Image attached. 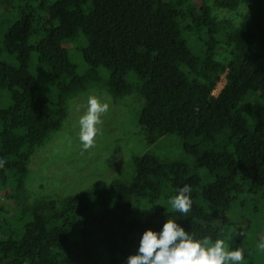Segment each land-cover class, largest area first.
I'll use <instances>...</instances> for the list:
<instances>
[{
	"label": "trees",
	"instance_id": "obj_1",
	"mask_svg": "<svg viewBox=\"0 0 264 264\" xmlns=\"http://www.w3.org/2000/svg\"><path fill=\"white\" fill-rule=\"evenodd\" d=\"M192 2L0 0V20L12 16L0 24V264H127L144 232L169 218L196 239H224L236 203L264 193V0H215L230 11L247 5L239 27L217 21L207 0ZM77 37L83 75L66 47ZM222 43L228 63L216 59ZM92 88L114 99L137 93L146 144L177 135L191 162L146 152L127 180L30 201L31 157L62 129L69 100ZM185 184L193 204L182 215L168 200Z\"/></svg>",
	"mask_w": 264,
	"mask_h": 264
},
{
	"label": "rangeland",
	"instance_id": "obj_2",
	"mask_svg": "<svg viewBox=\"0 0 264 264\" xmlns=\"http://www.w3.org/2000/svg\"><path fill=\"white\" fill-rule=\"evenodd\" d=\"M201 2L202 0H193L192 4ZM207 2L211 7L212 16L217 21L230 23L234 27L244 23L248 7L243 2L235 11L220 8L215 0ZM3 12L4 9L0 7V15ZM11 18V15H3L0 24ZM85 46L83 37L66 43L69 56L79 75H83L87 70L81 54ZM231 51L232 48L225 43L220 44L216 59L228 63L232 59ZM30 67L43 90L52 96L51 85L39 68L34 54L31 56ZM99 71L104 80L108 78L106 70ZM225 83L226 78L223 75L214 92L215 96L223 90ZM90 95L98 97L110 107L109 112L102 117V135L96 137L94 148L83 151L79 139V119L87 111ZM144 102L137 93L114 99L98 88L72 97L62 129L51 135L31 157L26 181L30 201L46 199L59 202L90 188H101L116 180H127L134 173L133 158L146 152H152L162 160L187 159L186 161L191 162V159L185 156L182 141L177 135L166 136L153 146L146 144L138 122V114ZM5 194L6 191L0 190V195ZM236 204L237 209L229 216L231 227L227 229V235L223 239L226 241V247L228 250L238 247L245 250L242 264H264V250L257 247L261 240H264V193L249 196L243 205Z\"/></svg>",
	"mask_w": 264,
	"mask_h": 264
},
{
	"label": "clouds",
	"instance_id": "obj_3",
	"mask_svg": "<svg viewBox=\"0 0 264 264\" xmlns=\"http://www.w3.org/2000/svg\"><path fill=\"white\" fill-rule=\"evenodd\" d=\"M87 105V111L79 119V139L83 151L94 148L96 137L102 135V117L109 112L110 107L93 95L88 97ZM5 164L6 160L0 159V168ZM191 193V186L185 184L168 203L174 211L187 215L192 210ZM257 247L264 250V240ZM244 259L245 250L242 247L228 250L225 240L213 241L211 236L196 239L194 234L186 232L169 218L160 232H144L138 253L129 256L127 264H242Z\"/></svg>",
	"mask_w": 264,
	"mask_h": 264
}]
</instances>
